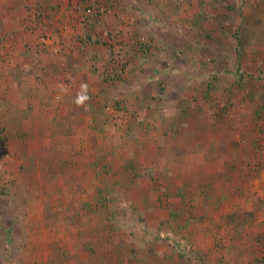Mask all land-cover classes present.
I'll list each match as a JSON object with an SVG mask.
<instances>
[{
	"label": "rangeland",
	"instance_id": "obj_1",
	"mask_svg": "<svg viewBox=\"0 0 264 264\" xmlns=\"http://www.w3.org/2000/svg\"><path fill=\"white\" fill-rule=\"evenodd\" d=\"M145 1L159 34L87 63L86 122L37 125L0 57V264H264V0Z\"/></svg>",
	"mask_w": 264,
	"mask_h": 264
},
{
	"label": "crops",
	"instance_id": "obj_2",
	"mask_svg": "<svg viewBox=\"0 0 264 264\" xmlns=\"http://www.w3.org/2000/svg\"><path fill=\"white\" fill-rule=\"evenodd\" d=\"M145 2L0 0V57L18 59V74L23 76L27 73L33 83L31 90L24 86V83L19 86H22V95L23 91L34 94L31 104L37 110V113L33 114L37 125L86 122L87 117L84 114L79 112L77 115L80 117L74 115L75 117L70 118L67 112H74L75 108H95L84 98V94L91 91L93 82H97L92 72L87 71V63L97 62L96 65H99L106 62L116 50L123 60L135 57L139 60L140 54L145 51L143 46L147 40L151 37L155 40V34H159L155 28L157 25L152 23L149 17L152 7L149 5L148 10ZM155 2L158 3V0ZM45 35L52 41H60L62 46L59 52H52L48 46L46 50L42 49L44 47L40 42ZM74 60H79L81 67H72L71 61ZM137 75L138 72L133 71L130 78L134 79ZM35 77L39 78L38 81L33 80ZM65 82L74 84L71 90L62 87ZM76 85L80 87L76 88ZM57 91H60L59 94L64 98L72 95L74 100H80L82 97L83 101L78 104L65 103L57 107L51 100L53 92ZM25 98L26 94L23 95V99Z\"/></svg>",
	"mask_w": 264,
	"mask_h": 264
},
{
	"label": "built area",
	"instance_id": "obj_3",
	"mask_svg": "<svg viewBox=\"0 0 264 264\" xmlns=\"http://www.w3.org/2000/svg\"><path fill=\"white\" fill-rule=\"evenodd\" d=\"M41 43L43 44V45H49V44H52L53 43V41H52V39L50 38V37H48V36H43V38L41 39Z\"/></svg>",
	"mask_w": 264,
	"mask_h": 264
},
{
	"label": "clouds",
	"instance_id": "obj_4",
	"mask_svg": "<svg viewBox=\"0 0 264 264\" xmlns=\"http://www.w3.org/2000/svg\"><path fill=\"white\" fill-rule=\"evenodd\" d=\"M78 103L81 102L80 100L77 101Z\"/></svg>",
	"mask_w": 264,
	"mask_h": 264
}]
</instances>
